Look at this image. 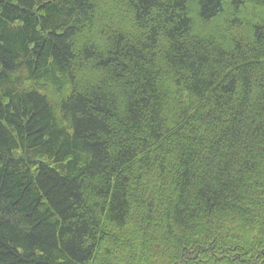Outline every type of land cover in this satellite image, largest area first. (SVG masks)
Returning a JSON list of instances; mask_svg holds the SVG:
<instances>
[{
  "label": "trees",
  "instance_id": "16d2710c",
  "mask_svg": "<svg viewBox=\"0 0 264 264\" xmlns=\"http://www.w3.org/2000/svg\"><path fill=\"white\" fill-rule=\"evenodd\" d=\"M0 264H264V0H0Z\"/></svg>",
  "mask_w": 264,
  "mask_h": 264
}]
</instances>
